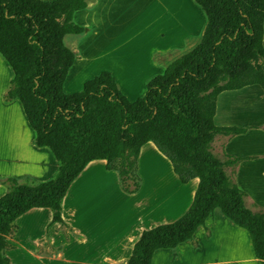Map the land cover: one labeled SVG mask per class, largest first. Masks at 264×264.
Wrapping results in <instances>:
<instances>
[{"label":"trees","instance_id":"obj_1","mask_svg":"<svg viewBox=\"0 0 264 264\" xmlns=\"http://www.w3.org/2000/svg\"><path fill=\"white\" fill-rule=\"evenodd\" d=\"M90 0H0V58L12 70L3 99L18 100L34 145L47 148L56 172L46 181L3 178L0 185V264H10L9 239L17 220L34 209L51 212L50 225L70 230L62 203L85 168L103 161L115 172L122 191L141 189L138 158L151 143L166 159L178 181L197 179L188 209L174 222L143 230L126 264H151L155 251L175 250L190 242L215 209L249 236L254 256L264 264V215L244 206L245 192L236 184L238 166L253 156L214 154L218 137L232 139L256 126H217L218 96L258 86L264 91V0H194L206 18L199 43L170 62L128 99L106 71L68 94L64 84L78 59L64 43L85 29L76 24ZM264 130V127H263ZM228 170H231L228 173Z\"/></svg>","mask_w":264,"mask_h":264},{"label":"rangeland","instance_id":"obj_2","mask_svg":"<svg viewBox=\"0 0 264 264\" xmlns=\"http://www.w3.org/2000/svg\"><path fill=\"white\" fill-rule=\"evenodd\" d=\"M117 2L109 0L107 3L111 5L99 8V24L105 30L110 27V21L119 18L117 14L123 12V6ZM187 11L186 0H146L141 8L133 12L126 26L105 39L97 50L94 44L100 35L87 37V43L93 48L82 53L80 46L84 33L66 36L65 45L76 53L78 59L66 78L65 92L71 94L80 91L86 81L106 71L115 78L128 99L142 97L152 78L199 43L202 34L191 31ZM81 13L76 15L75 22ZM180 42L185 46L180 47ZM221 98L223 103H228V107H224L218 116L224 118L226 123L216 125H264V94L258 86L224 92ZM256 133L231 142L228 146L232 151L230 154L242 156L262 150L264 140L259 142ZM228 141L226 138H216L210 151L221 155ZM39 154L45 165L49 166L51 158L48 154ZM163 161L160 162L154 154L145 155L140 172L141 186L143 181L145 188L135 194L122 191L116 173L98 167L93 176L76 187L62 207V218L70 230L58 224L50 225L49 210L34 209L27 213L20 219L18 232L8 240L12 247L6 252L10 264H85L86 259L101 255L104 247L100 238L105 230V222L129 225L140 210L146 207L148 210V204L158 202L160 193L168 191L170 194L178 190L173 172L162 169ZM85 187L89 188L84 190ZM261 193L264 194V191ZM170 196L167 195L166 200ZM244 206L254 214L264 215V196H245Z\"/></svg>","mask_w":264,"mask_h":264},{"label":"crops","instance_id":"obj_3","mask_svg":"<svg viewBox=\"0 0 264 264\" xmlns=\"http://www.w3.org/2000/svg\"><path fill=\"white\" fill-rule=\"evenodd\" d=\"M108 1L109 0H90L88 8L78 17L76 23L85 29L83 43L80 46L81 53L87 52L90 48H93V46L91 47V45L87 43V37L92 35L101 36L94 44L97 50L98 46L101 45L105 39L112 36L116 30L119 31L120 28L125 27V23L129 22L132 18L133 12L138 10L139 7L141 8L146 2V0H118V5L123 6V8L121 7L123 12L117 14L120 16L119 18L115 20L110 19L111 21L108 20L111 22V25L105 30L102 28V24H99L98 11L103 5H111V3H107ZM186 5L188 9L187 14L189 12L188 19L190 21L191 31L195 34L197 32L202 34L206 24L204 12L195 4L194 0H186ZM177 21L179 22V20ZM98 31L103 32L100 33ZM181 45L185 46L183 42H180V47ZM11 78L12 70L0 58V179L8 177H31L38 181H46L56 172V161L47 148H37L34 145L35 133L30 128L25 118L20 102L18 100L10 102L4 101V92ZM261 92L264 94L262 89ZM221 97L222 93L217 98L216 115L214 117V123L218 125L226 123L224 118L221 119L218 115L224 110V107H228V103H223ZM256 127H258V129L249 130L244 135L229 139L225 146L226 153L229 155L232 153V151L228 149L231 142L246 138L253 132H257L256 134L258 135L257 139L259 142L264 140V125ZM39 153L48 154L51 158L49 166L45 165L46 163L44 159L39 156ZM147 154H154L158 157L160 162L164 160L162 169L164 171L165 169L166 171H172L169 162L163 159L151 143H147L141 148L138 158L139 176L144 166V157ZM244 156H253L255 158L253 160L244 161L238 166L235 175L236 184L245 192L247 197L259 198L264 196V194L261 193L264 191V148L256 154H247L237 157ZM167 166H169L170 169H167ZM98 167L105 170L104 162L96 161L85 168L68 190L63 200L62 207H64L65 202L70 199L71 194L75 192L76 187L80 186L81 182H86L93 176ZM49 168H52L50 172ZM174 176L175 175H172L178 190L174 193H170L171 196L168 194V191L160 193L157 198L158 202H155L153 205L148 204V210L147 207L140 210L139 214L135 215L132 223L129 225H117L116 223L105 222V230L100 238L102 246L104 247L102 249V254L94 258L91 257L90 259H86L88 263L86 262L85 264H126L143 230H148L161 224L172 223L177 220L190 206L198 181L194 179L182 185L176 176V179H174ZM88 188L89 187H85L84 190ZM144 188L145 183L142 181L141 190ZM4 192V187L0 185V196H2ZM167 195L170 196L169 200H166ZM43 210L45 211L47 209ZM24 216L17 220V224H19L21 221L20 219ZM193 238L199 244V249H194L190 242H184L178 245L174 251L159 249L154 252L151 264H260L258 259L254 256L248 234L227 219L218 208L207 218L205 226L199 227L196 230Z\"/></svg>","mask_w":264,"mask_h":264}]
</instances>
